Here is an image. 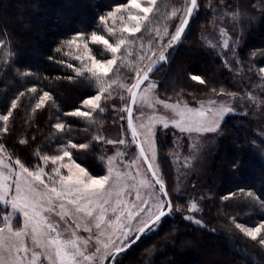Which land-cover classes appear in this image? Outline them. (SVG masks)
Returning <instances> with one entry per match:
<instances>
[{
	"label": "trees",
	"instance_id": "trees-1",
	"mask_svg": "<svg viewBox=\"0 0 264 264\" xmlns=\"http://www.w3.org/2000/svg\"><path fill=\"white\" fill-rule=\"evenodd\" d=\"M125 2L0 0V38L5 40L4 49H0V114H7L12 101H17L9 117L8 132H0V144L13 160L19 157L30 168L42 167L43 163L33 152L39 148L42 153L51 155L60 147L61 133L53 127L59 118L70 125L64 135L74 143L92 142L88 150H71L76 162L93 175L105 174V165L99 156L106 152L103 144L93 141L92 137L102 134L101 124L106 122V115L93 113L95 125L85 118L64 115L75 109L84 110L83 101L97 95L98 88L89 80L76 77L75 63L56 49L61 41L77 32L97 29L99 15ZM210 2L211 8L209 0H198L199 10L194 13L179 44L169 52L167 65H162L151 76V81L157 79L158 95L166 101L185 100L196 106L198 101L216 95L211 91L215 88L217 92L225 89L238 96L252 92L264 100V88L257 86L264 75L257 73L258 68L264 67V0H252L258 21L233 60H227L228 53L220 56L208 48L201 37L222 5L221 0ZM158 7L161 9L159 0ZM98 30L103 31V26ZM154 35L153 32V39ZM97 46L100 45L91 44L95 54ZM134 48L136 51L137 47ZM224 57L231 69L222 60ZM69 63L73 68L67 67ZM24 72L28 75H22ZM193 75L207 83L191 79ZM33 88L37 90L35 93L29 91ZM44 92H48L51 99L44 107L33 111ZM236 108L237 111L221 124L218 152L206 183L202 186L198 180L193 188L195 192L190 191L203 200L196 215L202 224L185 219L188 198L173 197L171 214L147 231L133 247L118 255L112 264H264V247L245 236L234 223L255 226L264 222V207H261L264 203V110L246 112L245 108ZM85 110L91 111L89 107ZM3 123L0 121V127ZM165 132L159 131L156 135L157 150L160 159L170 163L167 154L172 147L175 149V142ZM20 138L26 139L27 144L21 145ZM170 185L175 186L174 182ZM248 191L255 193L260 202L247 197ZM4 214L0 211V218Z\"/></svg>",
	"mask_w": 264,
	"mask_h": 264
},
{
	"label": "snow or ice",
	"instance_id": "snow-or-ice-1",
	"mask_svg": "<svg viewBox=\"0 0 264 264\" xmlns=\"http://www.w3.org/2000/svg\"><path fill=\"white\" fill-rule=\"evenodd\" d=\"M222 2L223 0H221ZM169 6L172 8L170 13L167 11L161 13L158 0H126L125 3L117 4L110 11L99 15L97 29L91 32H77L69 39L61 41V46L56 49L57 52H62L63 55L80 62V66L77 68H73L70 63L67 64V67L73 68L76 77L89 80L98 88L97 95L83 101V105L89 106L91 111L75 109L64 113L65 116L85 118L95 125L96 120L93 113L104 111L101 100L105 93L110 97L113 86L119 85L121 90H126L130 94V101L121 95L120 99L124 101L125 107L118 110L127 112L132 142L139 148L138 158H143L144 162L148 164V171L151 172L155 184L141 178L139 171L135 178L128 172L120 171L116 167V162L124 153L119 150L112 156L106 157L104 154L99 156V159L105 163L106 173L104 175L91 174L86 167L76 162L71 150H88L92 146V142L74 143L71 138L64 135L65 129L70 128V125L62 122L59 118L53 127L58 133H61L59 140L63 143L60 147L51 155L42 153L39 148L33 152V155L43 163V167L36 165L30 168L19 157L13 160L15 168L11 167L5 161L12 159V156L7 153L4 145L0 144V211L5 213L0 218V264H45V262L46 264H94V262L103 264V261L108 257L114 261L119 253L135 244L142 234L151 231L162 217L170 214L173 210V205L168 198L169 193L165 190V183L158 174L159 167L153 165L156 159V145L153 139L155 125L160 124L164 128L171 126L182 134H188L191 153L198 150L199 137L205 133L218 132L225 116L234 113L235 108L232 102L217 101L211 98L206 102L201 101L199 107L196 108L189 107L182 101L169 103L158 98L154 91L156 84L153 82H149L142 92L135 91L149 79L148 73L153 71L157 61H153L147 71L141 74L138 69L132 67L133 62L130 58L134 53L130 46L140 41V47L143 50L144 40H147L149 45L152 44L153 32L157 37H161L159 26L161 19H173L181 12V7H177L175 4H166L165 8ZM181 6L183 13L179 16L180 23L176 25V31L170 34L167 24L163 27V35H170L171 39L165 48L160 50L158 61L166 62L165 49L180 40L190 18L199 10L198 0H182ZM208 6L212 7L210 0ZM212 10L215 11L214 8ZM223 16L238 23L242 14L237 9L230 13L224 11ZM101 25L103 31L98 30ZM104 32L113 38L111 42L105 37ZM137 33L142 35L136 37ZM220 35H226L223 28L220 29ZM129 37H136V40H130ZM205 41L206 46L217 47L207 37H205ZM90 43L103 45L105 51L111 53V58L98 59L94 50L89 47ZM4 45L5 40L0 38V49H4ZM81 46H83V54H73L74 52L78 53ZM223 46L228 48V42L223 41ZM65 49L68 50L65 51ZM155 54L153 52V55ZM135 56L137 60L141 61L145 58L139 52L135 53ZM86 58L90 63L85 62ZM58 62L63 63V61ZM237 63L240 61L237 60ZM125 67L136 71L137 78L131 85L125 84L122 80L121 69ZM110 73L113 75L110 76ZM257 73L258 75L264 74V67L258 68ZM22 75H28V73L24 72ZM68 79L74 80L75 77H68ZM191 79L200 84L207 83L198 75L191 76ZM260 81L257 86L264 88V75H261ZM29 91L35 93L37 90L33 88ZM211 91L216 95L232 97L233 100L239 95L225 89H220L217 92L215 88H212ZM20 95L23 96L24 93H20ZM239 98L244 100L245 96ZM246 98L257 109L264 106V101L252 92L246 93ZM50 99V94L44 92L39 96L33 111L44 107L45 102ZM130 105H136L141 115L144 114L145 108L155 111L157 105L162 106L165 112L171 113L169 116L149 115L146 121L139 123V128L146 129L144 143L149 145L148 151L152 153L151 160L148 159L143 144L137 142V126L133 123V108ZM16 107L17 101L13 100L7 114H0V121L4 122L0 127V132H8L9 117L12 115V109ZM135 119L139 120L140 118L135 117ZM92 140L109 145H124L126 143L124 139H106L102 134L94 135ZM18 142L21 145L27 144V140L24 138H20ZM174 155L177 159L179 158L178 153H174ZM184 159L185 167L190 166L193 157L189 156ZM49 164L53 167L46 172ZM135 164L136 161L133 160L131 165L125 167H132ZM61 169H65L67 175H64ZM46 175L47 181L44 179ZM128 179H135L131 189L135 192L136 201L124 200V195L129 189ZM155 185H159V188L153 191ZM141 189H144L145 192L142 193ZM245 195L260 202L259 197L251 191L246 192ZM113 196L116 197V200L109 209L106 206L110 204ZM150 201L153 203L150 204ZM261 207H264V203L261 204ZM153 208L155 211L152 210ZM165 208H167V212ZM188 210H197L196 203L190 202ZM141 213H146V216H141ZM74 214H76L75 218ZM54 216L59 217V220H53ZM82 218H92L93 223L91 225L84 223L81 229V224L77 220ZM137 218H139L138 223L133 225V221ZM185 219H192V217L186 216ZM20 220H22V224L17 229L16 224ZM194 222L201 223L200 220ZM234 223L240 232L264 247V235H262L264 222L255 226L235 221ZM93 228L96 229L95 232H93ZM81 230L88 235H80ZM29 242L34 247L30 248ZM93 246L94 250L90 251Z\"/></svg>",
	"mask_w": 264,
	"mask_h": 264
},
{
	"label": "rangeland",
	"instance_id": "rangeland-1",
	"mask_svg": "<svg viewBox=\"0 0 264 264\" xmlns=\"http://www.w3.org/2000/svg\"><path fill=\"white\" fill-rule=\"evenodd\" d=\"M159 2L161 5V9H160L161 13H163L165 11L170 13L172 11L171 6L165 8L166 4H169V5L175 4L177 7H181V12L178 13L177 17H175L173 19H163L162 26L160 27L161 28V37H157L156 35H154V39L152 40L151 45H149L147 43V40H145L144 42H146V43L143 44L144 45L143 50L141 49L140 42H138V41L134 45L130 46L133 50V53H134L133 57L130 58L131 61L133 62L132 67L134 69H138L141 74H143V72L147 71L148 67L152 64L153 61L158 60L160 50L165 48L168 41L171 39L170 35H167V36L163 35L164 25L167 24V30L170 34L174 33L176 31V25H178L180 23L179 16L183 13V8L181 6L182 0H159ZM225 2L226 1H224V3L222 2V5L217 10V14H216V17L214 18L213 23H211L212 25L207 30H205L203 32L204 34L201 37H202L205 45H206L205 37H207L208 40L212 41L213 43H215L217 45V47H215V48L207 46L208 48L213 49L220 56L226 55L228 53L227 60H229V59L233 60V59H235V54H236L237 50L241 48L245 38L247 37V34L250 32L251 28L253 26H255L258 19L252 10V8H253L252 7V0H227L228 3H226V4H225ZM225 5L227 7H225ZM237 9H239L240 13L242 14L241 19L239 20L238 23L233 22L228 17L223 16L224 11H227L230 13V12L237 10ZM109 24L111 25V22H109ZM117 24H119L118 21H117ZM221 28H223L226 32L225 36L220 35V29ZM103 34L105 35V37L107 39H109L110 42L112 41L113 38L111 36H109L108 33L104 32ZM139 34L140 33H137L136 36H138ZM129 39L130 40H136L135 37H129ZM223 41L228 42V45H229L228 48H225L223 46ZM134 46L137 47L136 51H135ZM89 47L91 48V43L89 44ZM67 50L68 49H66V51ZM96 50H98V53L96 54L98 59L111 58V53L106 52L103 45L97 46ZM137 52L144 55L145 58L142 61L136 59L135 53H137ZM153 52H155L156 54L153 55ZM73 54H83V46L80 47V49L78 50V53L74 52ZM225 59L226 58L224 57V59H222V60H224L226 62V65L231 69L232 66H231L230 62L228 63L227 60H225ZM71 60L75 63L76 68L80 66L79 61H77L75 59H71ZM85 62L90 63V61H88L87 58L85 59ZM121 72L123 74L122 80L125 84L131 85V84L135 83V80L137 78L136 77V71L129 70L127 67H125V68L121 69ZM236 72H238V74L240 73V71H238V70ZM85 75H87V73H85ZM109 75L111 76V75H113V73H110ZM156 81H157V79L154 78L153 81H149V82H153L156 84V88L154 91L157 94L158 98L161 99L157 93L158 84ZM149 82H146L142 86L140 92H142L147 87ZM121 95H123L126 100H129L130 94L126 90H121L119 85H115L111 89V96L108 97V94L105 93L104 97H102V100H101V104L103 105V107H104L103 102H105L107 104V105H105L104 111L102 112L107 117L106 122L101 124L102 130H103L102 135L106 139H112V140L124 139L126 141V143L124 145H119V144L109 145V144H104L103 142H101L103 144L104 150L106 152L105 156L106 157L112 156L118 150L122 151L124 153V155L122 157L118 158V160L116 162V167L120 171H125V172L130 173L133 178L136 177V173H137V171H139L141 173V178L147 179L152 184H154V182H153L151 176L149 175L142 159L138 158L139 152H138L135 144L132 142V138L130 136V133H129V130L127 127V120H126L127 112L118 110V109L125 107L124 101H122L120 99ZM239 97L240 96H237L233 100L232 97H229L227 95H213V96H209L207 99L198 101L196 106L190 105L185 100H172V101H168V102L169 103H176L177 101H182L183 103H186L189 107L196 108V107H199L201 101L206 102L207 100H209L211 98V99H215L217 101L232 102V105L235 108V111H237L236 107L245 108L244 111H246V112H249L252 110H255V111L256 110H260V111L264 110V109H261V107L259 109H257L254 105L251 104L250 101L247 100V98H245L244 100H241ZM161 100H163V99H161ZM262 101H264V100H262ZM88 107L89 106L84 105L85 109H87ZM85 109L82 111H86ZM89 109L91 110L90 107H89ZM143 112H144V114L141 115V112L137 109V106L135 105L134 112H133V123H134V125L137 126V132H138V136L140 138L141 144H143V146L145 148V152L147 154L148 159L151 160L152 153L148 151L149 145L144 143V141H145L144 132L146 131V129L139 128V123L142 121H146L149 115L169 116V115H171V113L165 112V110L160 105L156 106L155 111H153L152 109L145 108L143 110ZM252 113L250 115H252ZM227 116L228 115H226L225 118ZM135 117H139L140 119L137 120V119H135ZM222 123H223V121H222ZM159 131H166L165 133L168 136L172 137V139L175 142V146H174L175 149H173V147L171 146L172 149L167 154V159H169L170 163L160 159V156H159V153L157 150V142H156L157 141L156 135L158 134ZM218 132H219V130H218ZM218 132H216V133H205L202 136H200L199 137L200 143L198 145V150L190 153V151H189L190 141H189L188 134H182L177 129H175L171 126H169L168 128H164L160 124H156L155 128H154L153 139L155 140V145H156V153H155L156 159L153 162V165H154V167L155 166L159 167V173L158 174L163 179L166 188L169 184L167 191L169 193L170 199L173 197L174 198L175 197H177V198H181V197L188 198L187 206H185L187 208V214L185 215V217L186 216L192 217V219H187V220L191 221L192 223H195L194 221L198 220V219H196V215L200 211L198 206H199L200 202L203 201V200H201V197L199 195L193 194L195 192L193 190V188L197 184L196 182H198V180L201 181V184L203 183L202 184V186H203L206 183V181H207V179L211 173V169H212L213 164L215 162L214 157L217 155V152H218V145H217L218 144L217 139L219 136ZM193 135H195V134H193ZM174 153H178V155H179L178 159L176 158ZM189 156L193 157V159H191L190 166L185 167V159L184 158L189 157ZM65 160H67V158H65ZM133 160L136 161L135 166L125 167L126 165H131ZM5 162L7 164H9L11 167L15 168V164L13 163V159H7ZM104 165H105V163H104ZM171 165L173 166V168H175V172L171 171V168H172ZM52 167L53 166L51 164H49L48 167L46 168V172H48ZM4 171H7V169H4ZM61 171L64 175H67V171L65 169H61ZM44 179L47 181V175L44 177ZM171 182H174L175 186L170 185ZM133 183H135V179H128L127 180V184L129 185V189L124 195V200H126V201H136L135 192L131 189V185ZM199 188H200V185H199ZM156 189H158V188L155 186L153 191ZM190 191H194V192H190ZM141 192L144 193L145 190L141 189ZM145 198H147V197L145 196ZM115 200H116V197L113 196L110 204L107 205L106 207H108L110 209L114 205ZM171 201H172V199H171ZM190 202L196 203L197 210H193V211L188 210ZM137 203H139V202H137ZM149 203L152 204L153 202L150 201ZM140 206L145 207V208L148 207L145 205H140ZM178 209H180V208H178ZM8 210L10 211V208ZM152 210L155 211V208H153ZM75 215L76 214H74V218H75ZM109 215H111V212H109ZM80 216L82 217V214H80ZM141 216H146V213H141ZM52 219L53 220H59V217L54 216V217H52ZM138 221H139V218H137V220L133 221V225H136L138 223ZM77 222L81 224V229H82L84 223H88L89 225H91L93 223V219L92 218H82V219L77 220ZM21 224H22V220H20V222L16 224V228L19 229ZM195 224H197V223H195ZM201 224L202 223H200V225ZM157 225L158 224L154 225L153 227H156ZM73 227H75V224H73ZM95 231H96V229L93 228V232H95ZM263 231L264 230H262V235H264ZM79 234L82 236L88 235V233H85L82 230L79 232ZM28 246L30 248L34 247L33 245H31L30 242H29ZM36 250L39 251V249H36ZM91 250H94V246H93V249H90V251ZM45 264H46V262H45ZM94 264H98V262H94Z\"/></svg>",
	"mask_w": 264,
	"mask_h": 264
},
{
	"label": "water",
	"instance_id": "water-1",
	"mask_svg": "<svg viewBox=\"0 0 264 264\" xmlns=\"http://www.w3.org/2000/svg\"><path fill=\"white\" fill-rule=\"evenodd\" d=\"M192 17H193V16H192ZM192 17L190 18L189 23H190ZM188 26H189V25H188ZM188 26L185 28V31H186V29L188 28ZM185 31H184V33H185ZM184 33L181 35V38L183 37ZM181 38H180V40H181ZM180 40H179L178 42L174 43L171 47L165 49L164 54H165V56H166V58H167V59H166V62L157 61L156 67L153 69L152 72H149V73H148L149 79L146 80V81H144V83L140 85V88H139V89H136L135 91H137V92L139 93L140 90H141V88H142V86H143L146 82L151 81V76L153 75V73H154L157 69H159L162 65H167L169 52L179 44ZM129 101H130V96H129ZM130 106L133 108V112H134V107H135V105H130ZM128 119H129V117H128V114H127V118H126V120H127V127H128ZM128 130H129L130 136H131V138H132V132H131V129H129V127H128ZM137 142L141 144V141H140L139 136L137 137ZM135 146H136V144H135ZM136 148H137V146H136ZM137 150H138V152H139V148H137ZM141 159H142V161H143V163H144V165H145V167H146V169H147V171H148V164L144 162V159H143V158H141ZM148 173H149V175H150L151 178H152V174H151V172L148 171ZM152 180H153V179H152ZM153 182H154V184H155V181H154V180H153ZM155 186H156L157 188H159V185H155ZM165 190L167 191L166 186H165ZM167 192H168V191H167ZM168 198L170 199V197H168ZM170 201H171V199H170ZM171 203H172V201H171ZM165 211L167 212V208H165ZM171 212H172V211H171ZM168 215H169V214H168ZM168 215H165L164 217H166V216H168ZM164 217H162L161 220H162ZM161 220H160V221H161ZM146 232H147V231H146ZM146 232H145V233H146ZM145 233H144V234H145ZM144 234H142V235L140 236V239L143 237ZM140 239H139V240H140ZM139 240H138V241H139ZM138 241H137V242H138ZM137 242H136V243H137ZM136 243H135V244H136ZM135 244H133L131 247H133ZM131 247L127 248L124 252H126L127 250H129ZM124 252L119 253V255L122 254V253H124ZM117 256H118V255H117ZM117 256H116V257H117ZM112 263H113V260H112L111 257H108V258L103 262V264H112Z\"/></svg>",
	"mask_w": 264,
	"mask_h": 264
}]
</instances>
